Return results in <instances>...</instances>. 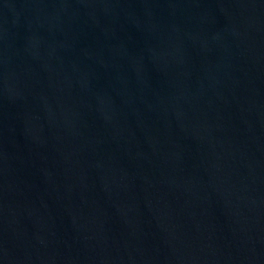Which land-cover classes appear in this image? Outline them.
Here are the masks:
<instances>
[{
    "label": "water",
    "instance_id": "95a60500",
    "mask_svg": "<svg viewBox=\"0 0 264 264\" xmlns=\"http://www.w3.org/2000/svg\"><path fill=\"white\" fill-rule=\"evenodd\" d=\"M0 264H264V0H0Z\"/></svg>",
    "mask_w": 264,
    "mask_h": 264
}]
</instances>
